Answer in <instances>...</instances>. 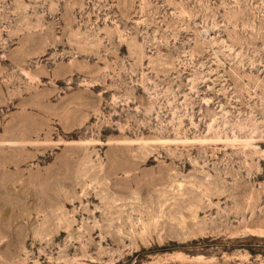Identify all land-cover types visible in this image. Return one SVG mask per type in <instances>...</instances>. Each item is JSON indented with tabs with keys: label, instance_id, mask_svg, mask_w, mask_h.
Listing matches in <instances>:
<instances>
[{
	"label": "rangeland",
	"instance_id": "obj_1",
	"mask_svg": "<svg viewBox=\"0 0 264 264\" xmlns=\"http://www.w3.org/2000/svg\"><path fill=\"white\" fill-rule=\"evenodd\" d=\"M0 264H264V0H0Z\"/></svg>",
	"mask_w": 264,
	"mask_h": 264
}]
</instances>
